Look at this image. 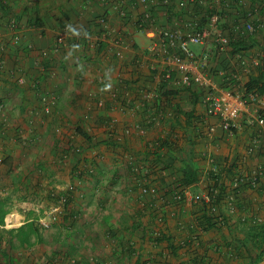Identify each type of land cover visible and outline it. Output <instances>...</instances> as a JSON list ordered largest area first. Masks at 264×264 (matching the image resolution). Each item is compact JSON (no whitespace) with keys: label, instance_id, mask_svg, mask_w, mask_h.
<instances>
[{"label":"crops","instance_id":"0c3cea01","mask_svg":"<svg viewBox=\"0 0 264 264\" xmlns=\"http://www.w3.org/2000/svg\"><path fill=\"white\" fill-rule=\"evenodd\" d=\"M258 2L261 5L258 11L259 19L264 21V0H258ZM100 15H109L111 23L118 25L113 10L107 5L101 4L99 0H0V61L4 64V75L1 78L7 80V73L15 78L22 74L25 78L24 84L20 86L22 92L20 94L21 105L19 106V109L23 111V127L26 128V116L30 115L32 111L38 109L40 113V95L52 94L55 97L53 112L50 114L51 119L49 117V120L47 119L49 123L52 121L54 123L51 124L49 132H43L39 128L40 125L36 126L34 132L36 137L38 136L37 140L42 138L41 133L55 132L52 128L56 129V133L67 132L68 128H73L75 133L77 128L84 131L97 129L103 135L111 128H116L118 133L132 134L135 128L143 126L140 122V124H134L138 119L134 118L132 111L135 112V110L129 109L128 101L138 100L136 91L139 85L146 84L148 87H156V81L152 73L149 72L147 64L146 48L149 41L144 37L139 38L138 33L133 34V30L128 29L126 32L129 34L130 44L140 43L137 44L139 48L132 47L125 51L122 59L114 57L111 44L101 39V33L95 21ZM69 25L76 29L80 35H74L69 30ZM60 37L63 38V43L59 47V51L56 53L49 51L57 44V39ZM195 49H197L196 52H199L201 48L195 47ZM44 50L50 52L49 58L52 60L49 75L46 74L48 69L45 63L46 59L38 58L39 53ZM127 79L135 83L133 89L129 93H125L126 90L124 93L119 92L122 80ZM5 80L3 81L8 89L11 87L12 79ZM109 84L111 86L107 87ZM125 87L127 86L125 85ZM188 98V95L181 94L174 101L179 103L181 99L185 101ZM159 107L161 106L150 108L144 116L147 118L148 125L146 131L152 128L156 131L165 129L158 125V117L153 119V123H150L148 119L149 116L158 114L155 111ZM196 113L204 114L202 105L196 106ZM39 115L44 116L42 113ZM207 122L217 126L215 134H206V138L194 140L190 147L185 143L182 147L176 145L177 150H173V155H175L179 167L182 166L180 164L182 158L190 157L187 152L185 153V149L186 151H188L187 149L192 150L193 165L198 169L199 174L203 169L199 170L197 167V164H200L198 160H203L206 169L210 168L208 165H211V168L220 165L219 168H221L225 163L234 162L237 170L246 171L264 164L263 151L250 155L246 152L253 136L251 128L243 124L235 134L230 135L220 130L214 119ZM165 125L170 132L173 130L190 131L189 128L180 129V126L177 125L172 129L169 122ZM182 125L185 126L183 122ZM156 126L159 128L156 129ZM69 131V133L72 132ZM76 135L75 139L80 144L85 147L92 146L88 145L80 135ZM99 139L96 140L98 143H95L96 146L101 143L108 146L105 143V135ZM35 140L32 143H37ZM124 142V146L131 148V152L138 156L139 161L136 160V156L127 159L117 158L116 155L121 151L115 149L122 146ZM124 142L115 143L113 151L109 146L106 149L101 147L99 152L102 155L97 164L98 167H101L102 164L109 167L106 174L107 181L111 186L116 183L117 186L120 185L118 188L120 193L117 194L119 197L129 198L132 197L131 193H134L135 197V186L140 181L132 180L131 176L126 174L123 166L126 168V166L132 165L138 172L137 179H141L143 174L147 175L149 183L154 185L157 184L154 182L157 177L150 175L148 170L151 163L147 161L146 154L148 153L147 145L150 143L142 138L133 139V145L127 139ZM33 155L35 156V154ZM38 155L37 152L39 158ZM142 157L145 158L141 161ZM133 161L139 162L141 168L131 164ZM35 162H39L36 164L40 166V169L43 168L42 163L44 164V162L41 159L35 160ZM129 168L133 171V168ZM119 169L124 171H119ZM169 172L170 170L165 171L163 175H168ZM132 181L135 183L133 188L129 185ZM199 184L202 185V180L199 181ZM193 186L185 190L187 196L189 191L194 189ZM262 190H264V185ZM253 192L249 189L238 192V196L234 198V204H236L234 214L229 212L228 201L225 199L223 213L227 217V222L224 225H217L215 229L203 232L201 236L195 234L192 239L187 236L189 229L193 228L191 224L201 216L199 205L191 206L189 202H185L175 207L168 206V204L161 207L163 202L156 199V195L162 194L161 191L152 195V199L147 195V201H144L143 204L128 200V204L134 209L133 213L145 210L148 218L155 214L159 216L161 213L163 221L159 224L160 228H154L158 227L157 225L152 227L150 225L152 223L148 221L146 224L139 220L133 222L129 219L117 222L118 224L115 226L118 230L116 231L122 233L119 235L121 238L125 237L123 238L124 243L122 240H117L113 245L114 249L111 248L113 257L110 254L111 257L104 254L110 248H103L98 244L96 252H94L95 261L100 264V261L103 262L102 259L105 257L104 264L107 261L111 264H249L250 259L254 256L250 258L247 253L251 255L254 253L240 247V240H243L244 236L240 233L237 234L236 230L241 227L238 217L250 219L256 215L261 216L259 213H262L261 209L264 207V194L262 191ZM132 203L140 207V211L133 207ZM124 230L127 235H124ZM147 233L150 234L147 235ZM170 246L174 249L171 250ZM235 246L240 254L236 252Z\"/></svg>","mask_w":264,"mask_h":264},{"label":"rangeland","instance_id":"374dc122","mask_svg":"<svg viewBox=\"0 0 264 264\" xmlns=\"http://www.w3.org/2000/svg\"><path fill=\"white\" fill-rule=\"evenodd\" d=\"M137 35L139 38L148 39L143 33ZM192 48L195 49V46ZM248 52L251 56H259L264 60V50L261 47H254ZM16 82L11 80V87L7 89L5 87L6 83L0 81V207L7 211L3 224H0V264H97L94 252H96L98 244L103 248H110L108 252L104 253L105 256L109 257L112 255L111 248L117 240L123 242V238H125H121L119 235L122 233L116 231L118 230L115 226V224H118L117 222L129 219L133 222L139 220L141 223L146 224L150 221V218H148L145 210L144 212L140 211V207L135 206L134 203H132L133 207H136L140 213H133L134 209L128 204V200H134L136 203L140 202L142 204L147 201L146 196L142 195L143 191L140 185L135 186V197L134 193H131L133 199L125 196L119 197L117 194L120 193V189H118L120 185L117 186L116 183L111 186L110 182L107 181L108 176L106 177V174L109 167L104 164L98 167L97 163L102 155L99 152L101 147L106 149L108 146L101 142H99L100 145L96 146L95 143L98 144L96 140L103 135L107 140V137L112 135L116 137L115 143L117 144L126 141V139L132 144L135 138L145 139V141L152 144L159 137H171L172 142L176 141L177 147H182L186 141L185 132L168 131L165 120L174 118L176 114L173 112L171 103L163 101L161 107L155 111L158 115L160 114L158 118H161L158 125L162 128L165 127L162 131L152 130L153 128L146 131L147 118L144 116H146L149 108L146 109V114L141 108L135 109L132 114L134 118L138 119L137 123L134 124L140 122L143 126L135 128L132 134L118 133L116 128H111L102 135L97 129H90L86 132L94 141L91 147H85L75 139L77 135L73 132V128H68L67 132L61 133H56V129L52 128L55 132L41 133L42 138L39 139V142L37 140L38 136L36 137L34 132L36 126L40 125L39 128L43 132H47L54 122L49 123L47 121L50 117L34 114L26 116L25 122L27 125L26 128L23 127V111L19 109L21 105L20 94L22 92L20 86L22 85ZM125 88L128 87H125V83H121L118 91L124 93ZM150 88L154 89L153 87ZM181 91L182 95L190 96L186 93V90ZM181 101L184 100L181 99ZM176 102L173 101L172 103L176 104ZM199 123L198 128H201L202 123ZM159 126H156V129ZM69 130L72 132L69 133ZM34 139L37 143H32ZM124 145L125 142L119 148L115 149L111 146L109 148L112 151L120 149L121 152L116 155L117 158L135 157L136 154L134 155L131 152L132 149L126 148L127 146ZM169 154L171 157L167 159L168 162L171 161V158L176 159L173 152H169ZM144 158L142 157L141 161ZM38 159L44 162L41 169L36 164L39 162H35ZM136 160L139 161L138 156H136ZM198 161L200 164H197V167L199 170L203 169L200 173L202 180L203 177H206L207 172L212 169V166L208 165L210 168L206 169L203 160ZM138 163L133 161L131 164L136 166ZM155 166V169H158L162 165L155 164ZM178 166L179 163L176 162L175 167ZM129 167H132L133 171ZM129 167L126 166L125 168L123 166V169L127 172L125 173L130 175L132 180L136 179L138 181L137 177L139 176L136 168L132 165H129ZM85 168L89 172L84 171ZM123 169H119V171H124ZM261 169L264 175L262 165ZM81 172L85 173L84 176L78 177L76 174ZM169 173L175 174L176 172L170 169ZM263 181L264 179L260 184ZM204 182L203 180L202 185L193 186L194 189H191L189 195L185 196V202H189L191 206H202L200 197L202 198V194L205 193L202 188ZM137 184H140V182ZM129 185L133 188L135 183L132 181ZM70 187L73 188L72 199L66 201L65 195ZM153 191L154 189H151V193L156 195ZM261 191L264 194L262 189L253 193ZM148 196L152 199V195L149 194ZM65 201L68 202L67 207H65ZM162 206H166V204L162 203ZM162 221L163 217L159 213V216L150 221L152 222L150 225L152 227L157 225L158 227L154 228H160L159 224ZM28 224H30V227H28ZM21 229L25 230L23 231V234L26 233L25 236L19 235L18 230ZM236 232L241 234L238 229ZM199 233L196 232L195 234L201 236L202 233ZM124 235H127L126 232ZM26 239L30 245L23 243ZM102 260L105 263V257ZM103 262L100 261V264H104ZM106 264L111 263L107 261ZM255 264H264V255Z\"/></svg>","mask_w":264,"mask_h":264},{"label":"built area","instance_id":"2783aa9c","mask_svg":"<svg viewBox=\"0 0 264 264\" xmlns=\"http://www.w3.org/2000/svg\"><path fill=\"white\" fill-rule=\"evenodd\" d=\"M99 2L110 7L115 17L116 15L121 19L129 17L131 21L129 27L134 28L133 34L143 33L148 37L147 64L149 72H154L152 75L156 87L150 91L138 90L137 102L128 101L131 109H141L145 103L148 104L157 97L156 90L161 82H165L168 88L174 90H191L199 87L203 90L200 100L205 122L214 119L220 130L230 135L233 134L232 130L240 129L243 124L248 126L252 129L253 136L248 144L247 154L264 152V96L256 91H248L247 88L249 74L263 62V58L251 56L249 52L247 55L237 53L236 58L240 60V64L239 61L232 62V69L216 71L212 67L216 55L231 51L227 29L248 35L263 32L264 36V23L256 18L258 8L252 9L247 0L234 3L233 0H99ZM169 7L172 12L168 11ZM220 10L230 12L231 18L227 14L221 15ZM97 19L95 21L101 39L111 44L114 57L122 59L124 52L132 48L129 40L124 38V33L128 30L126 26L124 27V19L118 21V25L111 23L109 15H100ZM225 20L229 22L226 26L223 25ZM137 22L140 29L134 26ZM62 43L63 38H58V50L55 47L54 53L59 51ZM193 46L201 48L200 51L196 52ZM48 57L47 50L41 51L38 55L39 59ZM1 67L4 68V64ZM17 82L20 85L24 84L25 78L22 74ZM39 100L40 113L47 118L50 117L55 103L54 95L42 94ZM35 111V115L40 114L38 109ZM216 129L217 126L209 124L207 134H215ZM263 178L260 166L252 170H237L228 185L233 188L242 185L255 189ZM234 198L235 196L231 195L227 200L231 214H234L236 209ZM202 199L210 203V193H203ZM256 220L261 221V217H257Z\"/></svg>","mask_w":264,"mask_h":264},{"label":"trees","instance_id":"16d2710c","mask_svg":"<svg viewBox=\"0 0 264 264\" xmlns=\"http://www.w3.org/2000/svg\"><path fill=\"white\" fill-rule=\"evenodd\" d=\"M238 1L240 0H233V3L238 2ZM247 1H249L250 7L252 9L256 8L257 10L258 8L257 12L259 11L258 0H247ZM223 3H222V6H223ZM171 10L172 9L169 7L168 11L172 12ZM219 12H221V15L227 14V16L231 18L230 12L225 13L223 10H220ZM124 18L125 17H122L121 19V17H118V15H116V21L121 22V20H123ZM256 18L259 19V12ZM95 20H98V19L96 18ZM130 22L131 21L129 17L124 19V23H123L124 27L126 26V29L133 30L134 28L132 26L129 27ZM262 22L264 23V21ZM138 23L139 22L135 23L134 26L137 29H140L138 26L139 25ZM228 23L229 22L225 20L223 25L226 26L228 25ZM227 33H228L227 35L229 38V47L231 51L230 53L224 52L219 55H216L214 66H212L214 67V70L216 71L218 69H224V70L232 69L233 68L231 65L232 62L237 63L239 61V64H240V60L236 58L237 53H243V54L245 53L247 55L248 51L252 50L254 47H258V48L261 47V49L264 50L263 32L248 35L240 31H236L234 29H231V30L227 29ZM128 35L129 34L127 32L124 33V38L128 39ZM58 46L59 45L56 44L49 51L53 50V53H54L55 47L58 50ZM131 46L133 48H136V47L138 48L137 44L135 43L132 44ZM45 59H46L45 63L48 68L46 70V74L49 75L52 60H50L51 58L49 57ZM2 65H3V62L0 61V78L2 75H4L3 73L4 68L1 67ZM6 76H7V80L1 78L0 81L4 82L3 80L8 81L10 79H12V81L15 80V82L18 81L17 78H15L14 76H11L8 73ZM122 82L125 83V85L128 87L127 88L128 90L126 89L127 93H129L130 90L133 89V84H135L133 83V81H130L129 79L122 80ZM16 83L18 84V82ZM194 88L195 89L186 90L187 91L186 93L190 95L187 100L181 101L179 103L176 102V104H173L172 102L174 101V99L177 96L181 95L182 91L170 89L167 87L165 82H161L158 85L157 90H156V93L158 94V96L155 97L148 104L145 103L142 108V110H144V114H146L147 112L146 109L148 108L150 109L154 106H161L162 101L170 102L171 107H173V112L176 114V116L174 118L165 120V123L167 124L169 122V125L171 126L172 129L175 125L180 126L181 128H184V129L185 128L190 129V131L185 132V135H186L185 144L188 147H190L194 143V140L198 138H204L207 134V130L209 126V123L205 122L204 120V114L196 113V106L198 104L201 105L200 99L203 95V90L200 89L199 87H194ZM247 88H248V91H256L259 95L264 96V62H261L260 65L255 69V71L249 74ZM140 89L145 90V91H150L151 88L149 87L148 89L147 86L139 85V88H137L136 93H138V90ZM32 115H34L33 111L30 113V116ZM158 116H160V114L149 116L148 119L150 123H153V119ZM160 120L161 118H158V121ZM182 122L184 123L185 126L182 125ZM199 122L202 123L201 128H198ZM147 126L148 125L146 124V127ZM232 132L233 134H235L236 130H232ZM76 134L80 135L86 141L88 145L93 144L92 137L89 136V134L86 131L77 128ZM115 140H116V137L110 135L107 137V140L105 141V143H107L108 146L113 147V145H116ZM147 147H148V153L146 154L147 161L149 159L150 163L153 162V164H150L148 170L150 172V175H156L157 180L155 179L154 182H157V184L154 185L153 183H149V179L147 178V175L143 174L142 178L139 179L140 184H138L142 187L141 189L143 191L142 195L143 196H147L149 194L153 195L151 193V189H154L153 191L154 194H156V192L158 191H161L162 194L156 195L157 197L156 199H160L163 202V204L177 206L178 204L185 202L186 200L185 190L188 187H191L193 185H198L199 181L201 180V175L199 174L198 169L195 168L193 165L192 150L187 149L188 151H186L185 149V153L187 152L190 157L185 158V159L182 158L180 161V164H182V166L175 167V163L177 162L175 158L174 159L171 158L170 162H168L169 160H167L168 158L171 157L169 152H173V150H177L176 141L172 142L171 137L170 138L169 137H159L155 141H153V143L150 144V146L147 145ZM154 163L156 165L161 164L162 166H160L159 169H155L156 166ZM137 165L139 166V168H141L139 164ZM262 167L264 168V164L262 165ZM139 168H138V171H139ZM170 169L174 170V172L176 173L175 174L169 173L168 175L164 176L163 172L165 173V171H168ZM84 171L89 172L87 168H85ZM236 173H237V166L234 162L225 163L223 166H221V168H219V166L218 168L217 167L212 168L209 172H207L206 177L202 178V183H203V180L205 181L204 187L202 188L205 192L210 193L211 202L206 203L200 197L201 199L200 202L202 204V206L199 205L201 216L195 219L194 223L191 224L193 228L189 229V234L187 236L188 238L192 239L196 232L199 233L200 231V233H203L205 231L215 229L217 225H224V223L227 222V217L225 216V213H223V208H225L224 200L225 199L228 200V197H230L231 195L237 197L238 196L237 194L239 191H243L246 189H249L251 191H260V189H263V184H262L263 182L255 189L247 188L242 185L238 187H234V188L230 187L228 185L229 181L231 182V179ZM84 174H85L84 172H81L78 174V177L80 176L82 177L84 176ZM72 195H73V188L70 187L68 189V193L65 195L66 201L67 200L70 201L72 199ZM66 201L64 202L65 207H67L68 205V202ZM6 212L7 211L5 209L3 210L0 207V224H3ZM261 212L262 213H259L263 218L261 221L256 220L257 217H261L259 215H256V217H251L250 219H247V218L242 219L241 216L238 217V220L241 226L238 228V230H240L241 234L244 236V239L240 240L241 244L239 245L240 247L244 248L245 251H248V252L252 251L254 253V255L247 253L250 258L254 256L250 259L249 264H255L256 262L260 261L262 259V256L264 255V207L261 209ZM151 217L152 219L150 218V221H153L157 216L155 214V215H152ZM241 219L243 223L241 222ZM28 227H30V224H28ZM18 231L20 232L19 235L21 236L26 235L25 232L23 234V231L25 230L21 229ZM236 241H239V240H236ZM23 243L29 244V241L26 239L24 240ZM170 247H171L170 248L171 250L174 249L172 246ZM237 247L235 246V250L237 251L238 254H240V252H238L239 247L238 248Z\"/></svg>","mask_w":264,"mask_h":264},{"label":"clouds","instance_id":"9594fccd","mask_svg":"<svg viewBox=\"0 0 264 264\" xmlns=\"http://www.w3.org/2000/svg\"><path fill=\"white\" fill-rule=\"evenodd\" d=\"M69 27V30L74 34V35H76V36H79L80 35V33L76 30V29H74V28H72L71 27V25H69L68 26ZM85 35H86V33H85ZM111 70L109 69V72H110ZM111 85L109 84L107 87H110Z\"/></svg>","mask_w":264,"mask_h":264}]
</instances>
